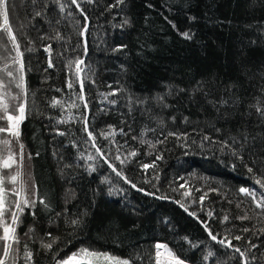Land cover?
<instances>
[{"label":"trees","instance_id":"1","mask_svg":"<svg viewBox=\"0 0 264 264\" xmlns=\"http://www.w3.org/2000/svg\"><path fill=\"white\" fill-rule=\"evenodd\" d=\"M79 2L87 21L71 0H60L64 12L53 0L35 5L7 0L27 92L10 87L20 96L12 103L26 106L19 143L0 133L14 154L24 145L19 180L4 184L10 209L6 222L14 210V191L36 204L20 214L19 243L11 241L6 264H55L81 248L130 264H155L157 243L168 245L185 264H245L234 248L214 242L202 222L217 240L231 241L244 252L248 264H264V212L252 197L239 193L248 187L259 199L264 191L244 166L264 179V118L256 111L264 108V0ZM36 11L42 15L36 17ZM76 21L86 26L84 35ZM185 32L192 38L185 39ZM49 45L50 54L44 51ZM15 55L0 29L4 83L11 79L6 70L18 79ZM78 59L83 60L79 74ZM0 95H5L3 88ZM54 99L59 102L55 107ZM85 121L94 141L83 131ZM104 133L111 134L106 138ZM244 135L249 140L241 161L231 148L239 150ZM132 151L137 155H129ZM16 168L0 169V175L14 174ZM244 215L249 219H237ZM53 238L52 249L41 247ZM26 250L33 253L30 261ZM209 251L214 255L205 260Z\"/></svg>","mask_w":264,"mask_h":264},{"label":"snow or ice","instance_id":"2","mask_svg":"<svg viewBox=\"0 0 264 264\" xmlns=\"http://www.w3.org/2000/svg\"><path fill=\"white\" fill-rule=\"evenodd\" d=\"M53 2L59 5L61 12H64L65 7H66L65 4L60 3V0H53ZM87 2L92 3L93 0H87ZM123 2H124V0H117V4H122ZM32 3L35 5L37 3V0H32ZM71 3L73 5H75L77 9L80 10V14L83 15L85 21H87L88 17H87V15H85L83 9L81 8V3L79 2V0H71ZM45 7H47V5H45ZM0 9L3 10L2 12H0V15H2V17H3V24L0 25V29H2L4 32L7 33L8 39L11 41L12 48L16 52V55L12 58L13 64L19 65V68L16 69V72L19 73L18 79L12 70H6V75L8 77H10L11 79L8 80L7 83L0 81V88H3L5 90V95H0V120L6 119V121H7L6 126L0 125V133H8L13 139H15V141L17 143H19V137L21 135L20 124L26 118V106L22 102L17 103V104L12 103L13 101H18L20 99V96L12 94L10 92V87L12 85H14L15 88L20 90L21 94H26V92H27V86H26V81H25V76H24V64H23V59H22L23 53L20 51V45L17 42L16 36L13 35L12 28L9 26V14H8V9H7V0H0ZM41 15H42L41 11L35 12L36 17H39ZM68 15L71 16L72 13L69 12ZM193 19H194V17H193ZM123 23L127 24V23H129V21L124 20ZM76 24L78 27L83 28V31L80 32V35H84V33L87 30L86 26H81L79 21H76ZM182 35L184 36L185 39H191L192 38L191 34L188 32L182 33ZM60 38L61 37L59 34H57V36L55 37V39H60ZM121 47H124V46H121ZM29 50H31V49H29ZM44 51L50 54L51 53V45L46 46L44 48ZM86 51H87V48L85 46V52ZM69 63L71 64L73 62L70 61ZM75 64H76V68H77V74H79L80 72H83V68L80 67V65L83 64V60L78 59L75 61ZM53 66H54L53 63H52L51 59L49 58L48 67L51 68ZM6 69H7V66H6ZM68 87L69 88L72 87L71 82H69ZM57 91H59V89H57ZM181 91H183V89H181ZM81 92H83V81H81ZM5 96L8 97L7 100L5 99ZM79 98L81 100L84 99L83 95H81ZM58 103L59 102L54 99L52 106L55 107ZM223 103H227V102L224 101ZM73 106L75 107L76 105H73ZM84 106L87 107V104H85ZM256 111L262 118H264V108L256 107ZM16 112H18L19 114L15 115L14 113H16ZM10 113H13V114H10ZM83 131L87 132L89 140H93V141L95 140L93 133L91 131H89V129H88L86 121H85V127H84ZM217 131H219V129H217ZM60 134L63 135V133H60ZM110 134L111 133H104L106 138ZM168 135L172 136V135H176V134L175 133H169ZM177 138L179 139V137H177ZM203 139L208 140L209 137L205 136V137H203ZM243 140H244V143L241 144V148L239 150H237L235 148H231V145L224 143V147L231 148V155L236 157L237 159H240L241 161H243V159H244V157L241 155V151L244 149L245 145L247 144L249 137L247 135H244ZM252 140H255V137H252ZM141 142L145 143V141H141ZM232 142L234 144L241 143L240 140H237L235 138H232ZM159 143H163V141H159ZM0 145L3 146V148L0 149V169H12L14 165L17 166L14 174L3 173L2 175H0V226H2V228H3V235L0 236V241L4 242L2 245L3 257L0 258V264H6V260L9 257L10 253L12 252V244L8 243V241L11 240L13 243H19V238L16 235V230H17V227L19 226V223H20V214L23 213L25 208L29 207L30 205L32 207H35L36 201L28 199L27 195L22 197L20 200H17L15 202L16 211L10 212L11 223L9 224L6 222L5 216H6V213H8L10 211V209H8L5 205L6 192L8 191V189H6L4 187V184H5V180H7L9 183H12V184H15L19 180V177L21 176V172L19 171V166L22 165V162H23L24 145L20 144L21 152L19 154H14L11 151V148L9 147L10 140L7 138L0 140ZM95 146L96 145L93 144V147H95ZM5 150L7 151L6 156L2 155L3 151H5ZM97 151L99 152L100 149L97 148ZM17 155H19V157H20L19 160H17V158H16ZM129 155L134 157L137 155V153L135 151H132L131 153H129ZM161 158L162 157H157V159H161ZM29 159H31V156H29ZM89 159H92V157H89ZM105 163H107V161H105ZM122 163H123V161H122ZM253 163H255V161H253ZM108 166L110 168H112V170L116 173L117 176H121V172L117 171V169L114 168L111 164H108ZM244 166L248 169V172L250 174H253V178L255 179V183L260 185L261 188H264V179L255 178L254 169L252 167H249L248 164H245ZM144 167L147 168V167H149V165H144ZM152 167H155V165L153 164ZM261 175L264 176V170L261 171ZM122 178L125 180V183H129V181L127 180L126 177H122ZM132 187H136V185L133 184ZM181 187H183V185H181ZM21 191H23V189H21ZM197 191H199V189H197ZM239 193H241L245 196L252 197L253 201L256 204V208L260 209L261 212H264V191L259 193V197H260L259 199L257 198L256 191L254 189H251L248 187L239 188ZM13 194L20 196L19 191H14ZM184 195L187 196V195H189V193L185 192ZM200 200L202 203L204 200V196H202L200 198ZM40 203L44 204L45 208H48V204L44 200H41ZM239 206L240 205L237 204V207H239ZM181 207H184V205L182 203H181ZM185 211H188L187 207H185ZM189 215L195 216V213L189 212ZM208 215H209V217H211L212 213L209 212ZM228 219H229L228 216L224 217V221H227ZM237 219L246 220V219H249V217L247 215H244L241 217H237ZM78 223H79V221H77V220L71 221V224H73V225H76ZM202 223H204L205 230L208 232L209 237L213 241H216L217 243H219L221 246H223L225 248H234V251L240 253V256L242 258H244L245 264H248L246 254L244 252H241V250L239 248L234 247L231 244V241H229L228 243H225V240H217V236L214 235L210 231L208 224L206 222H202ZM29 231L31 232L32 229L30 228ZM243 231L247 232V231H249V229L244 228ZM47 235L51 236V233H48ZM235 239L239 240V239H241V237L236 236ZM55 240H56V238H53L51 242H48V243L42 242L41 247H43L45 249H52L53 244L55 243ZM191 246L197 247V245H191ZM250 247L255 248L257 246L253 244ZM155 248H156L155 264H185V261L179 255H177L175 251H173L171 248H169L168 245L157 243L155 245ZM161 250H163V253ZM213 255H214L213 252L209 251L207 253V255L204 257V259L207 260L208 257H211ZM32 257H33V253L31 251L26 250V252H25L26 260L30 261L32 259ZM54 259H55V257H54ZM253 259H255V257H253ZM103 262H107V264H130V261L127 259H120L118 257L111 256L108 253H100L97 251L89 250L87 248H81V249L77 250L76 252H73L71 255L66 256L65 258L55 259V264H103Z\"/></svg>","mask_w":264,"mask_h":264},{"label":"rangeland","instance_id":"3","mask_svg":"<svg viewBox=\"0 0 264 264\" xmlns=\"http://www.w3.org/2000/svg\"><path fill=\"white\" fill-rule=\"evenodd\" d=\"M19 114V113H18ZM17 200H20V196H17L16 195V198H15V201H17ZM13 211H16V209H15V206H14V210ZM11 223V217H10V219H9V224ZM8 243H11V240H9L8 241ZM162 251V253H163V250H161ZM104 263V262H103Z\"/></svg>","mask_w":264,"mask_h":264},{"label":"water","instance_id":"4","mask_svg":"<svg viewBox=\"0 0 264 264\" xmlns=\"http://www.w3.org/2000/svg\"><path fill=\"white\" fill-rule=\"evenodd\" d=\"M194 218V217H193ZM207 234H208V232H207ZM209 236V235H208ZM214 242H216V241H214ZM217 243V242H216ZM161 244V243H160ZM219 244V243H218Z\"/></svg>","mask_w":264,"mask_h":264}]
</instances>
